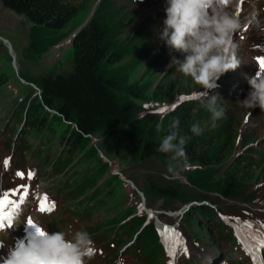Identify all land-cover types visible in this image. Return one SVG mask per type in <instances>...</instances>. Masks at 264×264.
Listing matches in <instances>:
<instances>
[{
  "label": "rangeland",
  "instance_id": "374dc122",
  "mask_svg": "<svg viewBox=\"0 0 264 264\" xmlns=\"http://www.w3.org/2000/svg\"><path fill=\"white\" fill-rule=\"evenodd\" d=\"M77 1L78 12L62 31L40 32L34 39L33 26L26 18L4 7L0 1V163L11 155L36 154L43 164L46 162V167L51 165L69 173H63L64 176H76L82 188L87 189L86 195L95 189L88 196L89 200L81 198L87 205L100 204V207L91 215L84 214L79 224L90 235L96 234L94 230L103 229L102 244L114 251L132 245L126 240L136 241L143 257L141 264H188L198 254L201 264H216L222 256L233 264H239L238 261L247 264L245 255L233 244L237 241L233 231L221 220L217 226L206 223L212 219L199 221L195 211L201 207V202L212 201L203 203L211 206L216 216L220 212L241 223L250 221L252 232L264 233V111L259 107L248 110L237 103L250 91L246 77L256 74L250 72V64L256 53L253 43L261 39L258 29L264 25V11L254 0H233L228 6L227 10L235 13L241 23L234 37L236 56L241 64L235 71L221 76L217 81L219 87L209 91V95L219 96L216 103L225 109L224 116L213 121L207 107L200 110L189 104L199 97L207 105L209 98L202 95L204 89L191 77L179 71L178 64L172 63L173 58L183 60L184 54L170 49L160 38L167 0H145L140 4L138 0L131 3ZM100 8L111 23L112 33L114 30L112 42L123 52L121 61L115 63L119 66L117 70L113 64L104 63L106 73L118 81L119 113L114 126H142L144 140L158 143L165 137L167 127L177 122L180 125L185 118H189V129L199 124L200 139L209 140L207 134H203L204 129L217 130L213 132L216 146L227 140L231 142L234 134L235 148L229 151V155L233 154L221 162L222 167L215 168L216 175L212 174V168L199 167L181 158L170 161L160 157L148 166L125 151L108 154L102 147V138L97 136L79 140L77 149L68 147V140L78 138L74 123L66 122L54 109L43 105L38 84L44 76L71 71L74 37ZM227 88L236 90L231 100ZM183 107H188L187 112H182ZM187 128L181 129L180 134L186 133ZM252 133L258 136L256 146L260 150L242 143L244 137ZM170 163L172 171H169ZM148 167L168 179L174 178L181 185V197L172 198L157 192L145 195L139 187L153 186V179H148L153 170ZM203 168L207 171L206 178ZM117 171L121 175H117ZM229 175L235 176L233 184L226 179ZM51 181L41 185L53 195L49 187ZM226 191L232 193L230 198L224 195ZM242 196L251 202L238 199ZM68 202L73 203L67 197L64 203ZM159 224L172 230L169 239H162ZM244 233L252 234L248 230ZM177 234L182 243L173 247ZM205 250H211L210 254Z\"/></svg>",
  "mask_w": 264,
  "mask_h": 264
},
{
  "label": "trees",
  "instance_id": "16d2710c",
  "mask_svg": "<svg viewBox=\"0 0 264 264\" xmlns=\"http://www.w3.org/2000/svg\"><path fill=\"white\" fill-rule=\"evenodd\" d=\"M0 1L4 7L18 15L24 16L28 23L33 26L32 39L40 32L53 34L62 31L76 16L79 8L77 0ZM124 1L133 2V0ZM106 18L107 16H104V10L100 8L96 15L77 32L73 40L74 60L71 71L44 76L38 84L40 89L39 98L43 105L49 109H54L60 118L66 122L74 123L76 137L78 138L76 141L74 138L68 140V147L70 149H77V143L81 139L85 140L88 136H97L102 138V147L108 154L125 151L134 159H139L144 164H148V166L154 162L156 163L160 157L170 159L171 154L156 151L159 145L158 142L144 140L146 135L144 134L142 126L132 125L126 128H117L114 126L119 113V102L116 96L118 81L114 76L106 73L104 63L113 64V68L117 70L119 66H116L115 63L121 61L123 52L112 42L111 39L114 35V30L112 33L111 23ZM113 29L115 28L113 27ZM40 42L42 41L40 40ZM112 48H115L116 51H112ZM232 98L233 96H231L230 100ZM189 104L193 108L206 110V103L203 104L201 100H193ZM187 108L183 107L182 112H187ZM186 117L189 116L186 115ZM188 124L189 118H185L177 128L173 126L170 128L167 127L164 136L170 131H177L179 136L189 138L184 145L187 154L186 160L199 167L206 169L212 168V174L216 175L215 168L222 167L221 162L233 154L229 155V151L232 147L235 148L234 134H232L231 142L227 140V143L216 146L215 139H213V132L217 130L212 128L204 129L203 134L206 133L209 139L206 141L200 139L198 135L193 134L191 129L187 128ZM183 128H187V131L186 133L180 134V130ZM244 138L242 143L246 147L252 146L256 150H260V147L256 146L258 136L252 133L250 137L247 135ZM148 168L149 170H153L151 167ZM204 168L202 173L206 178L207 171ZM53 171L55 175H61L63 173L69 174L67 172H60L55 167H53ZM150 172V175L153 176L149 175L148 179H153V186L139 187L137 185L145 195L157 192L172 198L181 197V185L175 182L174 178L168 179L163 173H157L155 170ZM71 178L72 183L67 185L66 190L68 192L70 191L74 198H88L91 192H95L94 189L86 195L85 192L87 189L82 188L83 185L81 186L82 183L76 180V176L71 175ZM234 178V175L226 177L232 184ZM202 179H204L203 175ZM72 185L73 189H71ZM227 185L231 189V186L229 184ZM224 195L230 198L232 193L226 191ZM238 199L251 202V199H246L243 196L238 197ZM99 207L100 204L95 205L92 212ZM212 210L207 206H199L195 212L199 221L202 219H212V222H215L217 225V216L212 213ZM209 214H213L215 217L209 218ZM214 228L217 230L216 227ZM140 244L142 245L143 243L140 242ZM139 256L142 261L141 251ZM200 257L198 254L196 258L200 259Z\"/></svg>",
  "mask_w": 264,
  "mask_h": 264
},
{
  "label": "clouds",
  "instance_id": "9594fccd",
  "mask_svg": "<svg viewBox=\"0 0 264 264\" xmlns=\"http://www.w3.org/2000/svg\"><path fill=\"white\" fill-rule=\"evenodd\" d=\"M142 3L143 0H140ZM233 0H167L166 19L160 38L167 46L184 54V59L173 58L179 71L199 85L202 95L208 97L206 105L213 121L222 118L225 109L218 106V95L209 91L219 87L217 81L225 73L235 71L241 64L236 56L234 37L241 27L239 17L229 12ZM250 91L237 103L246 109L259 107L264 111V70L246 77ZM250 114V112H249ZM178 122L173 125L177 127ZM193 134L202 132L199 124L191 126ZM189 138L170 131L159 143L156 151L171 154L170 161L187 159L184 145ZM173 165L169 164V171ZM12 226V225H11ZM5 226L0 235H6ZM39 233L28 243H21L10 250L3 264H88L96 254L94 241L87 231H76L71 239L61 231L49 232L38 227ZM0 247L3 242L0 241Z\"/></svg>",
  "mask_w": 264,
  "mask_h": 264
},
{
  "label": "snow or ice",
  "instance_id": "6c2138e0",
  "mask_svg": "<svg viewBox=\"0 0 264 264\" xmlns=\"http://www.w3.org/2000/svg\"><path fill=\"white\" fill-rule=\"evenodd\" d=\"M258 65L260 70H264V58H258ZM8 161H5V165L7 166ZM17 175L21 178H23L24 174L22 172H18ZM32 173H28V178L31 179ZM23 189V191H21ZM29 195L28 185L21 184L15 188H11L8 190H5L3 192H0V227L5 226H11L13 224V213L15 210L20 207L22 203H24L25 198ZM19 197V203L16 201L15 197ZM55 206L48 204V198L45 196L40 201V208L39 210L41 212H51ZM27 224L35 229V235L39 233V228L33 223V221L29 218L27 220ZM253 227L252 223L250 221H244L242 223V228L245 230H251ZM169 231H172L168 228L166 225L164 228V232L168 233ZM35 235L33 236V239L35 238ZM249 239L253 241L254 243L249 245V247L246 249L248 252H252L254 247H264V234H261L259 232L251 234ZM177 243H182V241L179 240L178 234L177 239L172 241L173 247ZM247 243V241H245ZM187 251V249H184ZM174 255V252L171 253ZM254 264H255V257H254Z\"/></svg>",
  "mask_w": 264,
  "mask_h": 264
},
{
  "label": "bare ground",
  "instance_id": "6f19581e",
  "mask_svg": "<svg viewBox=\"0 0 264 264\" xmlns=\"http://www.w3.org/2000/svg\"><path fill=\"white\" fill-rule=\"evenodd\" d=\"M244 11H245V10L243 9L242 12H241V14H243ZM243 21H244V20H242V23H243ZM24 82H25V81H24ZM115 173L118 174V175H121V173H119L118 171L115 172ZM124 181L127 182V183L132 184V182L129 181V180L124 179ZM141 194H142V193H141ZM142 195H143V194H142ZM148 212H149V211H148ZM149 213H150V215H152V212H149ZM164 228H165L164 225L159 224V229H160V232H161L162 236H163L165 239H169V232H168V233H165V232H164ZM165 239H164V240H165Z\"/></svg>",
  "mask_w": 264,
  "mask_h": 264
},
{
  "label": "water",
  "instance_id": "95a60500",
  "mask_svg": "<svg viewBox=\"0 0 264 264\" xmlns=\"http://www.w3.org/2000/svg\"><path fill=\"white\" fill-rule=\"evenodd\" d=\"M2 41H3V39H2ZM4 42V41H3ZM9 46V51H10V53H11V51H12V48L10 47V45H8ZM12 54V53H11ZM113 166V165H112ZM141 196L144 198V196L141 194Z\"/></svg>",
  "mask_w": 264,
  "mask_h": 264
}]
</instances>
